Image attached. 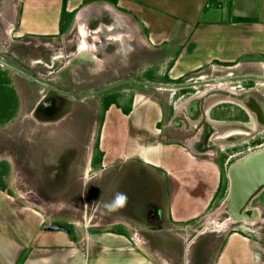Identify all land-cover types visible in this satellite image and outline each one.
<instances>
[{
  "label": "rangeland",
  "instance_id": "obj_1",
  "mask_svg": "<svg viewBox=\"0 0 264 264\" xmlns=\"http://www.w3.org/2000/svg\"><path fill=\"white\" fill-rule=\"evenodd\" d=\"M11 2L0 0V60L66 93L51 91L0 64L7 79L0 78V106L10 102L13 92L18 110L0 124V161L9 164L4 180L13 197L37 207L46 221L71 226L73 237L121 226L159 264H214L232 232L264 242V188L246 205V216L229 212L225 192L203 216L176 224L163 216L158 220L157 204L163 203L165 186L157 169L90 164L104 96L122 100L121 90L128 97L140 90L158 96L164 110L159 127L170 132L167 142L189 138L196 151L222 163L226 176L229 165L264 149V82L228 79L237 73L208 67L175 84L224 80L180 89L131 82L160 78L172 55L147 47L125 24L112 29L115 38L104 36L111 29L104 30L100 46L99 39L89 34L95 44L87 43L88 35L81 37L77 31L55 39L21 40L10 29L11 8L16 6ZM6 82L9 88L2 85ZM113 84L118 85L102 91ZM0 109L8 115V109ZM256 139L259 142L253 143ZM149 204L155 210H149ZM227 219L231 223L220 228Z\"/></svg>",
  "mask_w": 264,
  "mask_h": 264
},
{
  "label": "crops",
  "instance_id": "obj_2",
  "mask_svg": "<svg viewBox=\"0 0 264 264\" xmlns=\"http://www.w3.org/2000/svg\"><path fill=\"white\" fill-rule=\"evenodd\" d=\"M11 1L16 5L11 8L14 37L57 38L62 0ZM228 1L210 0L205 9L207 0H67L66 11L74 15L65 32L77 31L82 37L83 26L101 35L111 29L104 34L107 37L115 26L125 24L128 31L143 37L147 47L172 55V64L165 66L170 79L187 78L206 67L234 71L236 78L256 73L264 77V0H230L229 7ZM237 18L255 21H232ZM87 37L86 42L93 43ZM0 72L6 78V72L1 68ZM4 86L9 88L7 83ZM125 92L121 90L122 100H117L120 106L126 104ZM163 119V106L154 93L134 90L127 115L111 104L98 136L103 153L99 167L120 164L124 169L133 164L157 169L165 186L163 203L157 204L159 217L179 224L208 212L220 168L185 136L167 142L170 132L163 133L159 127ZM7 189L6 185L0 190V264H159L128 234L93 232L72 239L65 229L49 230L54 222L46 221L37 207L18 200ZM148 208L155 210L151 204ZM214 264H264V242L232 232Z\"/></svg>",
  "mask_w": 264,
  "mask_h": 264
},
{
  "label": "water",
  "instance_id": "obj_3",
  "mask_svg": "<svg viewBox=\"0 0 264 264\" xmlns=\"http://www.w3.org/2000/svg\"><path fill=\"white\" fill-rule=\"evenodd\" d=\"M0 64L13 69L21 73L22 75L28 77L30 80H33L38 84L43 85L47 89L56 92L55 89L49 87L47 84L38 81L37 79L27 75L26 73L18 69L8 66L2 60H0ZM228 79H232V80L255 79L264 82V78L257 75H251L242 78H228ZM220 80H224V79L208 80V81L205 80V81L191 82L188 84L186 83L164 84V83H155L150 81H131V82H137L145 86H152L157 89H180L186 87H197L207 84H213L210 82H216ZM115 85L118 84H113L108 87H105L104 89H102V91H106L114 87ZM226 178L228 181V187L224 202L227 204L229 212L234 216H237V218L246 216L247 215L246 212H248V210L245 208L246 205L251 201V199H253L255 195L258 194L259 191H261L264 188V149L229 165L226 171ZM61 228L62 226H60L57 223H52L48 226L49 230H59Z\"/></svg>",
  "mask_w": 264,
  "mask_h": 264
},
{
  "label": "trees",
  "instance_id": "obj_4",
  "mask_svg": "<svg viewBox=\"0 0 264 264\" xmlns=\"http://www.w3.org/2000/svg\"><path fill=\"white\" fill-rule=\"evenodd\" d=\"M85 1L87 3V2H90L91 0H85ZM211 1H213V0H211ZM66 2H67V0H62V2H61L60 19H59V35L65 32L66 27L69 25V23L71 22V20L73 18V15H74V13H70V12L66 11ZM112 2H113V4L116 3L115 1H112ZM209 4H210V0H207V4L205 6V9H206V7L209 6ZM229 5H230V0L228 1V7H229ZM232 21L254 22L255 19L237 18V19H232ZM179 49L176 51V53L179 51ZM171 64H172V61L169 62L168 67H170ZM224 65H227V64H224ZM0 74H1V72H0ZM0 78H3L2 81L7 80L6 78H4L2 76H0ZM184 79L185 78L170 79L167 76V74H164L160 78H154L151 76H148L145 78V80L150 81V82H160V83H170V84L183 83ZM2 85L4 86V83H2ZM182 91H186V90L182 89ZM11 96H12V99L10 100L9 103L4 104V106L3 105L0 106V108H2L4 110L8 109V111H9L8 115H6V116L3 115L2 113H0V124H3L4 122L9 121L13 117L14 113L16 112L17 100H16L15 94L13 92H12ZM131 103H132V97H128L126 100V104H124V106H120V105H118V102L114 96H109L106 94V96H104V98L102 99V112H101V115L99 118V131H100V127H101L102 122H103L104 113L111 104L116 105L118 108L121 109L123 114L127 115L129 113V111L131 110ZM258 142H259V139L253 140V143H258ZM102 156H103V153L99 149V140H98V135H97L96 140L93 144L92 156H91V160H90V164L93 168H97L101 165ZM218 166L221 170L220 180H219L217 191L215 192L213 199L216 197H223L225 192H226V188H227V185H226L227 179H226L225 173L222 172V170H223L222 163L220 162V164ZM8 176H9V164L6 160H1L0 161V190H2V191L6 187V182L4 179L7 178ZM224 179H225V181H224ZM7 192H8V190H7ZM190 221H193V220H190ZM190 221H188V222H190ZM184 223H186V222H184ZM57 224L62 226V228L65 229L69 233V235H71V238L74 239L73 235H72V230H70L71 226H68V225L62 224V223H57ZM107 232L128 236L127 232L121 226H115L114 228H111V230H108Z\"/></svg>",
  "mask_w": 264,
  "mask_h": 264
},
{
  "label": "bare ground",
  "instance_id": "obj_5",
  "mask_svg": "<svg viewBox=\"0 0 264 264\" xmlns=\"http://www.w3.org/2000/svg\"><path fill=\"white\" fill-rule=\"evenodd\" d=\"M78 16V15H77ZM80 16V15H79ZM81 17V16H80ZM81 21V20H80ZM78 26V25H77ZM83 26V25H82ZM106 28V27H105ZM110 28V27H109ZM98 30V29H97ZM80 31H81V34H82V36L84 37V36H86V35H88V34H90L94 39H99L100 41H101V39H103V37L101 36V34H99L100 32H97V33H94V32H91V31H89V30H87V28H85V27H83V28H80ZM95 31V30H94ZM116 33V32H115ZM114 34V33H113ZM90 36V37H91ZM111 37V38H114V37H116V35H112V34H110V35H108L107 37ZM109 37V38H110ZM93 44H95V43H93ZM93 44H91L90 45V47H93ZM82 46H84V44H83V41H82V45H81V47ZM88 49V48H87ZM215 83V82H214ZM216 84V83H215ZM221 85L222 86H224L225 84H222V81H221ZM212 86H214V85H212ZM217 86V85H216ZM215 87V86H214ZM229 88V87H228ZM219 89V88H218ZM223 89V88H222ZM230 89V88H229ZM220 90V89H219ZM206 91V90H205ZM202 93H204V92H202ZM228 93V92H227ZM231 93V92H230ZM229 93V94H230ZM234 134V133H233ZM255 210H257V212L256 213H258V209H255ZM243 220V219H242ZM231 223V220L230 219H227V220H225L223 223H221V224H219V227L220 228H225L226 226H228V224H230ZM218 227V228H219Z\"/></svg>",
  "mask_w": 264,
  "mask_h": 264
},
{
  "label": "flooded vegetation",
  "instance_id": "obj_6",
  "mask_svg": "<svg viewBox=\"0 0 264 264\" xmlns=\"http://www.w3.org/2000/svg\"><path fill=\"white\" fill-rule=\"evenodd\" d=\"M258 76V75H257ZM245 80H249V79H245ZM251 80H253V79H251ZM258 81V80H257ZM260 81V80H259ZM261 82V81H260ZM56 92H58L59 94H66V93H61L60 91H58V90H56ZM68 95H71V94H68ZM48 111V113L50 112V110H47ZM46 117V116H45ZM45 117H44V119H45ZM92 148H93V146H92ZM141 208V207H140ZM151 209V208H150ZM142 210V209H141ZM254 210V209H253ZM158 220L160 221L161 219H160V217H158Z\"/></svg>",
  "mask_w": 264,
  "mask_h": 264
}]
</instances>
